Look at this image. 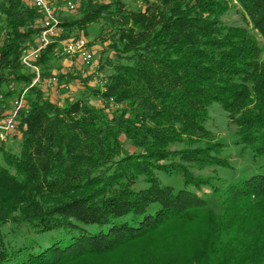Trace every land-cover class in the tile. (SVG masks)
<instances>
[{
    "label": "trees",
    "instance_id": "1",
    "mask_svg": "<svg viewBox=\"0 0 264 264\" xmlns=\"http://www.w3.org/2000/svg\"><path fill=\"white\" fill-rule=\"evenodd\" d=\"M233 1L247 25L222 20L229 0L55 10L65 31L35 61L18 148L0 147V264H264V170L240 171L205 127L217 102L241 153L264 161V0ZM41 21L32 2L0 0V116L36 76L21 56ZM99 23L103 84L53 73L58 40ZM54 75L82 86L63 105L46 95Z\"/></svg>",
    "mask_w": 264,
    "mask_h": 264
},
{
    "label": "rangeland",
    "instance_id": "2",
    "mask_svg": "<svg viewBox=\"0 0 264 264\" xmlns=\"http://www.w3.org/2000/svg\"><path fill=\"white\" fill-rule=\"evenodd\" d=\"M125 2V7L127 9H137L138 5H141L139 2L140 0H123ZM231 1V4H235V6H231V8L228 10L226 15L223 17V21L231 22V23H237V24H244L247 25L246 22H243L242 16H241V8L240 6L234 2ZM68 16V15H66ZM74 34L79 33L77 31L73 32ZM81 33V32H80ZM79 33V34H80ZM110 34V28L108 26H104L99 24H94L90 26V33L89 35L85 36V38L91 42L92 48L94 49V58H95V72H94V78L98 76H103L105 73L101 70H99L100 67V60L105 58L106 56H111L112 52H110L108 47V36ZM258 37V36H257ZM258 40L263 43V41L258 37ZM79 61V60H78ZM74 58H56L53 57L51 60V64L53 66V73L57 72V70L66 73L70 72L73 75L77 76H85V74H90L91 70H88L84 67H81L80 62H78ZM63 84V83H62ZM58 86L54 85L53 90H49L46 92V95L52 100L53 102L57 103L58 105H63L68 98V95L71 96L72 93L74 95V92H76L80 86L81 83L79 80H74L69 84V90L70 91H64L63 88H60ZM82 87V86H81ZM77 93V92H76ZM12 99V98H11ZM10 100H8L7 104L10 103ZM98 104L97 102H95ZM112 109H115V106H112ZM208 119L205 123V127L209 129L213 134L214 138L221 140L224 144H226V155L231 156L232 159H235L237 161V167H247L246 170L244 168L239 169L242 172H252L251 174L257 173L258 171L264 170V161L257 160L253 161L250 159V153L242 154L240 151V145L236 144L237 137L235 135V127L232 125L227 117L226 112L220 107V105L217 102H213L209 108H208ZM17 134V133H16ZM15 132L8 134V135H2L0 134V147H3L4 149L8 150L9 148H12L13 150H16L18 148L19 141V134L16 135ZM18 136V138H17ZM128 147V145H126ZM0 164H3V157L0 152ZM261 166V167H260ZM209 171L206 170L204 173H208ZM198 173L203 174V171H199ZM206 192L208 190H205Z\"/></svg>",
    "mask_w": 264,
    "mask_h": 264
},
{
    "label": "built area",
    "instance_id": "3",
    "mask_svg": "<svg viewBox=\"0 0 264 264\" xmlns=\"http://www.w3.org/2000/svg\"><path fill=\"white\" fill-rule=\"evenodd\" d=\"M87 0H55L54 6L51 0H31L33 6L42 14V21L36 39V45L25 49L21 56V63L35 72L36 76L29 86H22L18 93L11 99L9 108L0 116V134L7 135L14 131L17 127V120L22 111H28L27 91L29 87L41 84L40 67L35 63L39 59L41 52L57 38L64 33L62 21L55 14L57 8H61L66 12H75ZM119 1V0H112ZM56 58H74L80 62L81 67L96 70L94 51L84 37H72L66 40H58V47L55 50ZM58 79L54 75L45 81V88L51 89L57 83ZM96 84H103V77H95ZM68 88V86H66ZM4 101V96L0 92V102ZM5 107V106H4Z\"/></svg>",
    "mask_w": 264,
    "mask_h": 264
},
{
    "label": "crops",
    "instance_id": "4",
    "mask_svg": "<svg viewBox=\"0 0 264 264\" xmlns=\"http://www.w3.org/2000/svg\"><path fill=\"white\" fill-rule=\"evenodd\" d=\"M29 3L31 2V0H27ZM51 2H52V4L54 5V6H56L57 5V3L55 2V0H51ZM59 9L61 10V11H63V9H61L60 7H59ZM50 90V89H49ZM51 90H53V88H51Z\"/></svg>",
    "mask_w": 264,
    "mask_h": 264
}]
</instances>
